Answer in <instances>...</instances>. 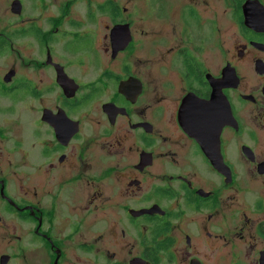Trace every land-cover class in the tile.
Returning <instances> with one entry per match:
<instances>
[{
  "label": "flooded vegetation",
  "instance_id": "obj_1",
  "mask_svg": "<svg viewBox=\"0 0 264 264\" xmlns=\"http://www.w3.org/2000/svg\"><path fill=\"white\" fill-rule=\"evenodd\" d=\"M0 6V264H264V0Z\"/></svg>",
  "mask_w": 264,
  "mask_h": 264
},
{
  "label": "water",
  "instance_id": "obj_2",
  "mask_svg": "<svg viewBox=\"0 0 264 264\" xmlns=\"http://www.w3.org/2000/svg\"><path fill=\"white\" fill-rule=\"evenodd\" d=\"M13 8H20V2L19 1H15L13 4Z\"/></svg>",
  "mask_w": 264,
  "mask_h": 264
},
{
  "label": "rangeland",
  "instance_id": "obj_3",
  "mask_svg": "<svg viewBox=\"0 0 264 264\" xmlns=\"http://www.w3.org/2000/svg\"><path fill=\"white\" fill-rule=\"evenodd\" d=\"M2 6H0V8H1Z\"/></svg>",
  "mask_w": 264,
  "mask_h": 264
}]
</instances>
